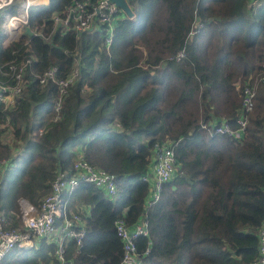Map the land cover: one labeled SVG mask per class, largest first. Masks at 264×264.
<instances>
[{
  "label": "trees",
  "instance_id": "16d2710c",
  "mask_svg": "<svg viewBox=\"0 0 264 264\" xmlns=\"http://www.w3.org/2000/svg\"><path fill=\"white\" fill-rule=\"evenodd\" d=\"M72 1L30 7L28 28L48 38L26 33L4 46L0 28L1 83H14L9 65L34 57L14 104L0 100V206L7 225L22 224L18 199L38 204L58 169L69 173L80 151L114 174L116 192L108 196L92 182H78L67 210L79 213L85 230L81 244L64 239L67 258L119 264L123 245L114 221L132 224L146 212L148 235L135 239L140 264H257L264 218V0H127L134 14H120L108 46L102 27L51 32V16ZM15 4L0 10L2 26ZM75 57L78 76L56 111L57 86L41 85L36 74L56 66L65 76ZM245 84L255 97L242 138L201 127L223 117L234 125ZM155 143L173 144L176 170L145 208L143 176ZM55 247L41 237L13 248L0 264H54Z\"/></svg>",
  "mask_w": 264,
  "mask_h": 264
},
{
  "label": "built area",
  "instance_id": "2783aa9c",
  "mask_svg": "<svg viewBox=\"0 0 264 264\" xmlns=\"http://www.w3.org/2000/svg\"><path fill=\"white\" fill-rule=\"evenodd\" d=\"M15 0H0V10L14 3ZM34 4H40L35 0H23L20 6L6 15L3 24V45L6 46L13 41H19L27 30L30 35L45 36L41 30H30L29 9ZM120 7L109 0H73L59 13L51 16L53 29L59 28L68 30L75 29L79 33L83 30L102 27L105 29V43L108 46L112 40L113 28L120 17ZM195 23L194 28L198 27ZM193 31V30H192ZM46 35L44 38H48ZM183 56L180 51L177 58ZM34 60L29 56L18 64H11L9 68L14 83L6 85L0 82V100L5 107H10L15 102L21 89L25 85V68ZM78 76V59L75 57L71 71L65 76H58L57 67L52 66L41 74H36L38 82L42 85L51 81L57 86L55 98V110L59 111L64 100L68 87ZM255 89L250 84L243 85L241 92V105L237 109L234 118V125L226 117L216 121H201V127L211 134H223L234 139H240L245 135L248 116L254 106ZM60 117L55 114L54 119ZM2 125L0 126V128ZM42 129L39 130L41 132ZM176 170L175 154L173 144L155 143L148 165V171L143 180L148 182L149 191L144 200L147 208L159 199L160 189L163 182L169 180ZM80 180L92 182L102 189L107 195H114L116 184L114 174L88 163L79 151L73 160L72 169L69 173L58 169L54 179L50 183V190L45 193L38 204L20 197L18 199L19 216L22 224L20 226H8L5 214L0 206V261L5 254L15 247L32 246L35 239L45 237L48 241L56 244L54 250V264H78L65 255L64 239L74 238L77 244H81L84 235V221L79 213L67 210L69 195ZM143 212L132 224H127L123 218L114 221L115 229L122 241L123 254L119 264H140V255L137 250L135 239L140 235H148V224ZM60 218V223L55 221ZM58 228V230H56ZM258 256L257 264H264V218L258 232ZM148 252V249L145 251Z\"/></svg>",
  "mask_w": 264,
  "mask_h": 264
},
{
  "label": "water",
  "instance_id": "95a60500",
  "mask_svg": "<svg viewBox=\"0 0 264 264\" xmlns=\"http://www.w3.org/2000/svg\"><path fill=\"white\" fill-rule=\"evenodd\" d=\"M114 2L120 9L129 17L133 16V10L131 9L127 0H109ZM24 248L30 247L29 245L23 246Z\"/></svg>",
  "mask_w": 264,
  "mask_h": 264
},
{
  "label": "rangeland",
  "instance_id": "374dc122",
  "mask_svg": "<svg viewBox=\"0 0 264 264\" xmlns=\"http://www.w3.org/2000/svg\"><path fill=\"white\" fill-rule=\"evenodd\" d=\"M22 1L23 0H16V9H17V7L18 6H20V4L22 3ZM0 28H1V30H2V35H3V26L0 24ZM25 32L29 35L30 33L27 31V30H25ZM108 196H110V195H108ZM56 230H58V228H56Z\"/></svg>",
  "mask_w": 264,
  "mask_h": 264
},
{
  "label": "crops",
  "instance_id": "0c3cea01",
  "mask_svg": "<svg viewBox=\"0 0 264 264\" xmlns=\"http://www.w3.org/2000/svg\"><path fill=\"white\" fill-rule=\"evenodd\" d=\"M35 1L38 2V3H40V4H46L48 2V0H35Z\"/></svg>",
  "mask_w": 264,
  "mask_h": 264
},
{
  "label": "clouds",
  "instance_id": "9594fccd",
  "mask_svg": "<svg viewBox=\"0 0 264 264\" xmlns=\"http://www.w3.org/2000/svg\"><path fill=\"white\" fill-rule=\"evenodd\" d=\"M121 13H122V14H125L122 10H120V13H119V14H121Z\"/></svg>",
  "mask_w": 264,
  "mask_h": 264
}]
</instances>
